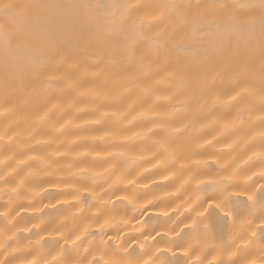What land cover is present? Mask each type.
Returning <instances> with one entry per match:
<instances>
[{"label": "bare ground", "instance_id": "6f19581e", "mask_svg": "<svg viewBox=\"0 0 264 264\" xmlns=\"http://www.w3.org/2000/svg\"><path fill=\"white\" fill-rule=\"evenodd\" d=\"M0 212L7 264H264V0H0Z\"/></svg>", "mask_w": 264, "mask_h": 264}, {"label": "snow or ice", "instance_id": "6c2138e0", "mask_svg": "<svg viewBox=\"0 0 264 264\" xmlns=\"http://www.w3.org/2000/svg\"><path fill=\"white\" fill-rule=\"evenodd\" d=\"M14 6L11 5V4H5L2 6V9L4 11V13L7 15V14H11V9L13 8ZM243 27V26H241ZM120 199H125V197H119ZM249 200H252L253 197L252 196H249L248 197ZM209 203L211 204V198L209 199ZM216 207L223 213V218L225 220H228L230 219V215H229V211L226 210L221 204H217ZM195 210V209H193ZM4 215L3 212H0V216ZM204 213H201V212H198L197 213V217L193 219V222L191 224H186L185 225V228L188 229L189 231H200V219L199 217L203 216ZM261 227L262 229H264V220L261 221ZM101 232H102V235H101V242L104 243L105 245H107V241H104L103 239V236L106 235V233L103 232V228L101 229ZM177 237L180 236V233H176ZM80 239L79 236L76 237V240L78 241ZM145 239H148V237H145ZM108 240H112V237L109 236L108 237ZM73 243L75 244L76 241H73ZM173 243H175V241H173ZM122 247V245H121ZM129 259L126 261V264H139V261L137 259H135V253L132 252V251H128L127 249H125ZM0 264H7L6 261H2L0 260ZM105 264H108V262L106 261ZM145 264H147V262H145Z\"/></svg>", "mask_w": 264, "mask_h": 264}]
</instances>
